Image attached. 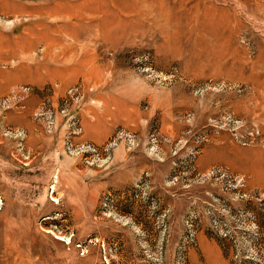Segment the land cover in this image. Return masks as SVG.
I'll use <instances>...</instances> for the list:
<instances>
[{"label": "rangeland", "instance_id": "rangeland-1", "mask_svg": "<svg viewBox=\"0 0 264 264\" xmlns=\"http://www.w3.org/2000/svg\"><path fill=\"white\" fill-rule=\"evenodd\" d=\"M0 42V264H264V0H0Z\"/></svg>", "mask_w": 264, "mask_h": 264}, {"label": "bare ground", "instance_id": "bare-ground-1", "mask_svg": "<svg viewBox=\"0 0 264 264\" xmlns=\"http://www.w3.org/2000/svg\"><path fill=\"white\" fill-rule=\"evenodd\" d=\"M59 7H60V6H59ZM49 9H50V8H49ZM54 9H56L55 6H54ZM56 10H57V9H56ZM64 10H65V9H64ZM67 10H68V9H66V11H67ZM54 11H55V10H54ZM54 11H53V12H54ZM74 11H75V10H74ZM69 12H70V11L68 10L67 13H69ZM56 13H57V12H56ZM75 13H76V12H75ZM104 25H105V24H104ZM31 33H32V31H31ZM30 36H31V35H30ZM44 37H45V36H44ZM18 38H19V37H18ZM19 39H20V38H19ZM22 39H23V38H22ZM25 39H26V38H25ZM25 39H23V40H25ZM29 39H30V38H29ZM20 40H21V39H20ZM26 40H27V39H26ZM26 40H25V43H26ZM32 40H33V39H32ZM33 41H34V40H33ZM19 42H20V41H19ZM21 42H22V41H21ZM27 42H28V40H27ZM28 43L30 44V42H28ZM33 43H35V42H32V44H33ZM0 44H1V42H0ZM32 44H31V46H32ZM1 45H2V44H1ZM1 45H0V46H1ZM27 45H28V44H27ZM23 46H24V45H23ZM23 46H21L22 49H23ZM31 46H30V47H31ZM25 47H28V46H26V44H25ZM25 47H24V48H25ZM30 47H28V48H30ZM16 48H17V47H16ZM32 48H33V46H32ZM9 50H10V49H9ZM7 51H8V50H7ZM10 51H11L10 54H12V50H10ZM13 54H14V53H13ZM8 55H9V54H8ZM262 156H263V155H262ZM261 158H262V157H261ZM263 158H264V157H263ZM259 161H261V160H259ZM256 162H257V161L254 162L255 165H256ZM262 162H263V161H262ZM258 165H259V164H258ZM258 165H257V166H258ZM257 166H256V168H257ZM260 166H261V164H260ZM258 168H259V167H258ZM258 168H257V171L259 170V173H258V174H259V176H261V177H259L258 175H256V178L259 177V178H261V179H262V178L264 179V170H263V167H261V168H262V171L260 170L261 168H260V169H258ZM255 170H256V169H255ZM251 171H252V170H251ZM257 171H256V173H257ZM254 172H255V171H254ZM259 178H258V179H259Z\"/></svg>", "mask_w": 264, "mask_h": 264}, {"label": "built area", "instance_id": "built-area-1", "mask_svg": "<svg viewBox=\"0 0 264 264\" xmlns=\"http://www.w3.org/2000/svg\"><path fill=\"white\" fill-rule=\"evenodd\" d=\"M71 132H72V133H77V132H78V128H77L76 126L73 127L72 130H71Z\"/></svg>", "mask_w": 264, "mask_h": 264}]
</instances>
